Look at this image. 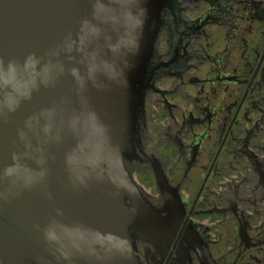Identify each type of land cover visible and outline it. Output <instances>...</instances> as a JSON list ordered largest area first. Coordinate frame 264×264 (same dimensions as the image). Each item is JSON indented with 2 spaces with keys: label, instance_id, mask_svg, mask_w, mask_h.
I'll use <instances>...</instances> for the list:
<instances>
[{
  "label": "water",
  "instance_id": "water-1",
  "mask_svg": "<svg viewBox=\"0 0 264 264\" xmlns=\"http://www.w3.org/2000/svg\"><path fill=\"white\" fill-rule=\"evenodd\" d=\"M171 0H0V250L119 264L143 230L125 167Z\"/></svg>",
  "mask_w": 264,
  "mask_h": 264
},
{
  "label": "flooded vegetation",
  "instance_id": "flooded-vegetation-1",
  "mask_svg": "<svg viewBox=\"0 0 264 264\" xmlns=\"http://www.w3.org/2000/svg\"><path fill=\"white\" fill-rule=\"evenodd\" d=\"M161 17L124 161L143 230L119 264H264V0H171Z\"/></svg>",
  "mask_w": 264,
  "mask_h": 264
}]
</instances>
